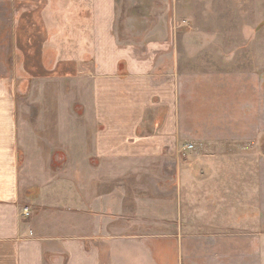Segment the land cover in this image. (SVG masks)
<instances>
[{"label": "crops", "instance_id": "crops-1", "mask_svg": "<svg viewBox=\"0 0 264 264\" xmlns=\"http://www.w3.org/2000/svg\"><path fill=\"white\" fill-rule=\"evenodd\" d=\"M116 19L117 0H0V264H183L182 233L165 229H185L183 199L170 206L151 186L138 194L126 184L152 181L136 166L166 165L178 128L157 66L122 46ZM8 65L34 82L80 80L77 140L44 141L37 135L52 130L29 128ZM154 95L172 115L152 131Z\"/></svg>", "mask_w": 264, "mask_h": 264}, {"label": "rangeland", "instance_id": "rangeland-1", "mask_svg": "<svg viewBox=\"0 0 264 264\" xmlns=\"http://www.w3.org/2000/svg\"><path fill=\"white\" fill-rule=\"evenodd\" d=\"M116 32L157 66L154 80L169 89L162 100L178 128L166 165L136 166L154 175L126 182L130 192L151 186L155 202L183 199L185 229L165 228L182 233L183 264H264V0H117ZM8 66L10 90L30 95L19 102L29 128L52 130L37 135L44 141L77 140L86 109L80 80L34 82ZM50 95L63 101H43ZM153 103L152 131L172 115L165 119L157 95Z\"/></svg>", "mask_w": 264, "mask_h": 264}, {"label": "built area", "instance_id": "built-area-1", "mask_svg": "<svg viewBox=\"0 0 264 264\" xmlns=\"http://www.w3.org/2000/svg\"><path fill=\"white\" fill-rule=\"evenodd\" d=\"M25 212L27 213V211L25 210Z\"/></svg>", "mask_w": 264, "mask_h": 264}]
</instances>
